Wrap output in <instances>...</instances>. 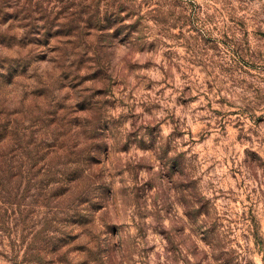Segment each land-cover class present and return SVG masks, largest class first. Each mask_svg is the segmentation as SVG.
I'll return each mask as SVG.
<instances>
[{"label": "rangeland", "instance_id": "1", "mask_svg": "<svg viewBox=\"0 0 264 264\" xmlns=\"http://www.w3.org/2000/svg\"><path fill=\"white\" fill-rule=\"evenodd\" d=\"M0 264H264V0H0Z\"/></svg>", "mask_w": 264, "mask_h": 264}]
</instances>
